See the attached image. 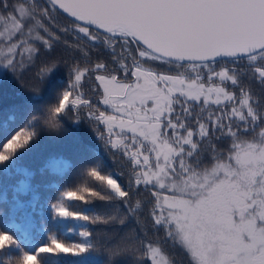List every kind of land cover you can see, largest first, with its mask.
I'll return each instance as SVG.
<instances>
[{
  "label": "snow or ice",
  "instance_id": "snow-or-ice-1",
  "mask_svg": "<svg viewBox=\"0 0 264 264\" xmlns=\"http://www.w3.org/2000/svg\"><path fill=\"white\" fill-rule=\"evenodd\" d=\"M47 2L52 10L71 17L75 30L89 41L99 42L102 33L116 65L112 71L104 62L73 69L71 90L50 109V118L57 119L68 107H87L90 117L105 126L106 143L134 166L135 185L150 191L154 225L186 250L191 264H264V112L254 107L250 91L240 81L246 72L264 85V0ZM18 11L19 17H0L5 24L0 36L8 37L6 66H14L18 53L36 51L26 40L12 42L24 35L26 20L52 37L40 19H50L48 9L38 12L22 4ZM35 39L51 46L39 33ZM92 74L97 91L102 90L100 103L110 112L94 109L74 92L82 78ZM229 83L239 87V94ZM224 137L230 138V146L218 152L211 141ZM30 138L31 133H18L5 143L0 162ZM100 138L105 139L103 134ZM202 142L212 152L207 164L201 158ZM91 175L106 181L122 200L130 195L115 179L96 171ZM198 187L204 191L195 192ZM190 191L194 199H189ZM64 197L84 199L72 191ZM54 211L60 217L74 216L64 207L55 205ZM129 211L135 210L129 206ZM13 243L9 234L0 232V249ZM86 250L83 244L50 239L34 253H23L20 264H41L44 253ZM146 255L151 264H166L160 249L150 243Z\"/></svg>",
  "mask_w": 264,
  "mask_h": 264
},
{
  "label": "trees",
  "instance_id": "trees-1",
  "mask_svg": "<svg viewBox=\"0 0 264 264\" xmlns=\"http://www.w3.org/2000/svg\"><path fill=\"white\" fill-rule=\"evenodd\" d=\"M22 4L35 6L38 12L49 10L50 19H40L52 37L26 20L24 35H16L12 42L26 40L36 51L31 55L18 53L14 66H6L8 37L0 36V60L4 61L0 71V153L18 133H31L27 144L0 162V232L14 240L0 249V264H20L23 253H34L50 239L67 245L83 244L87 250L79 254L44 253L41 264H151L146 255L149 243L160 249L169 264H191L186 250L163 227L154 225L150 191L135 185L134 166L122 151L106 143L105 126L90 117L87 107H68L57 119L50 118V109L58 106L62 93L70 86L73 69L93 67L97 62L107 64L109 71L116 68L102 43L103 34L99 42L89 41L75 30L72 18L59 9L52 10L47 0H0V17H19ZM4 28L0 21V32ZM37 33L50 39L51 46L36 40ZM240 63L246 65V61ZM154 66L167 70L163 65ZM117 74L123 76L122 72ZM240 81L250 91L254 107L264 112V85L246 72L240 75ZM228 87L239 94V87L230 83ZM97 89L92 74L82 78L75 90L94 109L102 111V90ZM19 139L22 141L24 135ZM211 142L218 152L230 146L229 137L213 138ZM201 150L207 164L211 149L202 142ZM92 171L115 179L130 195L126 200L117 197L106 181L91 175ZM68 191L84 199H66L64 193ZM55 205L74 216L56 215ZM129 206L135 211L130 212ZM85 216L87 221L76 218ZM83 232L89 236L81 235Z\"/></svg>",
  "mask_w": 264,
  "mask_h": 264
},
{
  "label": "rangeland",
  "instance_id": "rangeland-1",
  "mask_svg": "<svg viewBox=\"0 0 264 264\" xmlns=\"http://www.w3.org/2000/svg\"><path fill=\"white\" fill-rule=\"evenodd\" d=\"M6 53H7V49H5L4 50ZM2 63H4V61H2V60H0V71L2 70V67H3V64ZM129 79H131L130 78V76H129ZM74 82V76H73V78H72V80L70 81V85L72 84ZM68 90H71L70 89V86H69V88H68ZM74 92H75V94L76 95H79L78 93H77V91L76 90H74ZM80 96V95H79ZM81 97V96H80ZM72 98H74L73 96H70V100L72 99ZM151 102H149V104H150ZM102 104V103H101ZM102 106L104 107V110H102V111H106V112H110L111 110L110 109H108L107 108V106H105V105H103L102 104ZM204 190L202 189V188H196L195 189V192H203ZM188 196H189V199H194L195 198V195H194V192H189V194H188ZM165 258V257H164ZM165 261H166V264H169L168 262H167V260H166V258H165Z\"/></svg>",
  "mask_w": 264,
  "mask_h": 264
},
{
  "label": "water",
  "instance_id": "water-1",
  "mask_svg": "<svg viewBox=\"0 0 264 264\" xmlns=\"http://www.w3.org/2000/svg\"><path fill=\"white\" fill-rule=\"evenodd\" d=\"M61 11V10H60ZM66 15V14H65ZM69 17V16H68ZM71 18V17H70Z\"/></svg>",
  "mask_w": 264,
  "mask_h": 264
}]
</instances>
